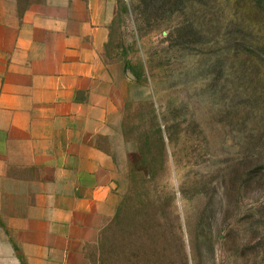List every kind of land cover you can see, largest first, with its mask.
Segmentation results:
<instances>
[{"label": "rangeland", "instance_id": "374dc122", "mask_svg": "<svg viewBox=\"0 0 264 264\" xmlns=\"http://www.w3.org/2000/svg\"><path fill=\"white\" fill-rule=\"evenodd\" d=\"M150 90L138 158L92 264H264V0H117Z\"/></svg>", "mask_w": 264, "mask_h": 264}, {"label": "crops", "instance_id": "0c3cea01", "mask_svg": "<svg viewBox=\"0 0 264 264\" xmlns=\"http://www.w3.org/2000/svg\"><path fill=\"white\" fill-rule=\"evenodd\" d=\"M117 0H0V264H92L125 201L148 87Z\"/></svg>", "mask_w": 264, "mask_h": 264}]
</instances>
